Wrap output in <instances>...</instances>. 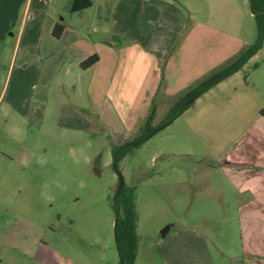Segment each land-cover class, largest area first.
Instances as JSON below:
<instances>
[{
	"label": "rangeland",
	"instance_id": "rangeland-1",
	"mask_svg": "<svg viewBox=\"0 0 264 264\" xmlns=\"http://www.w3.org/2000/svg\"><path fill=\"white\" fill-rule=\"evenodd\" d=\"M73 1L33 0L6 35L0 7V264H119L112 201L121 177L134 189L139 264L169 227L168 239L201 241L195 255L207 245L222 250L227 260L216 264H264V209L229 173L208 166L241 141L264 145L253 127L264 100L202 97L177 123L136 146L154 105L157 126L175 99L147 93L148 72L130 82L127 55L114 72L106 60L101 80L100 69L83 73L81 55L69 51L116 42L114 31L123 30L116 13L133 31L157 32L168 30L174 10L187 30L193 9L207 17V1L141 0L132 10L131 0L120 7L118 0H95L93 8L72 12ZM53 21L65 26L62 40L52 37ZM127 140L132 147L118 172L113 147ZM253 257L259 262H249Z\"/></svg>",
	"mask_w": 264,
	"mask_h": 264
},
{
	"label": "crops",
	"instance_id": "crops-1",
	"mask_svg": "<svg viewBox=\"0 0 264 264\" xmlns=\"http://www.w3.org/2000/svg\"><path fill=\"white\" fill-rule=\"evenodd\" d=\"M92 1L93 5L88 9L96 5V1ZM122 1L118 0L116 7H120ZM138 1L141 2V0H131V5L126 4L129 9L133 10L137 5L132 2L137 3ZM205 1L208 5L207 17H202L199 14V9H193L191 15L193 23L187 30H184V26L182 27L181 13L174 10H172L174 16L170 21H167L168 23L166 22L170 25L168 30L157 32L133 31L131 27L124 26L126 21L124 16L118 18L116 17L118 13H116L114 19L116 18V22L119 19L123 28L122 30L118 27L114 31L119 36L115 37L116 42L105 43L101 41L103 47L98 49L93 46H87L84 50L70 47L69 51L75 50L81 55L79 62L83 73L95 72L100 69L101 80L104 79V63L106 60L108 68L114 72V70L118 71V68H120L122 57L127 55L129 58V62L126 60L127 66L132 71L130 82L135 84L138 82L136 81L138 74L141 78L148 72L150 86L147 93L152 90L161 95L166 93L165 98L176 100L197 86L208 75L231 63L255 42L256 30L252 22L255 18L251 12L250 0ZM32 2L33 0H0V7L3 9L4 25L2 33L4 35L8 34L13 28L14 22L20 16L22 9L25 7L27 12L28 7L31 8ZM146 5L142 6V15L149 18L152 14H150L151 10H145ZM150 22L153 21L150 20ZM120 23H116L117 26ZM49 26V30L53 35L56 22L53 21ZM94 30L96 33H100L96 29ZM66 35L67 31L65 30L60 38L52 37L59 41ZM20 37L19 34L18 40ZM120 39H123V42H120ZM95 54L99 56V62L88 69H84L82 67L83 62ZM251 66L254 68L252 69ZM140 83L143 82L140 81ZM161 86L164 87V90L161 89ZM263 88L264 46L240 71L220 82L194 101L202 97H208L217 102L220 96L226 101L233 93L242 101L248 102L250 98H254L263 102ZM261 111L262 109L255 114L254 117H257L253 127L256 134L262 133L264 135V115L260 116ZM185 112L171 125L177 123ZM154 126L156 125L154 124ZM138 128H140V125L136 123L134 130ZM187 129L190 131V135L196 134L191 125L187 124ZM248 129L250 127H247L241 134L244 136L248 134ZM129 141L127 140V142ZM225 153V157L221 162L208 166L211 169L224 170L229 173L231 178L243 186L242 191L250 194V197L256 200L257 206L260 205L264 209L263 143L255 144L241 141ZM249 206H251V203L247 202L244 203L243 208L248 209ZM166 230V236H162L161 239L153 241L148 246L145 264H216L218 258L221 262L227 260V255L222 250L219 249L216 253L209 249L208 245L205 250L200 252V255H197L198 253L195 255V244L201 243L200 240L168 239L172 234V228L169 227ZM174 234L176 236V232ZM215 247L217 246L215 245ZM249 252L256 256L261 254L257 248H253ZM140 258L141 247H139L135 264H139ZM249 262L258 263L259 260L253 257L251 260L249 259Z\"/></svg>",
	"mask_w": 264,
	"mask_h": 264
},
{
	"label": "trees",
	"instance_id": "trees-1",
	"mask_svg": "<svg viewBox=\"0 0 264 264\" xmlns=\"http://www.w3.org/2000/svg\"><path fill=\"white\" fill-rule=\"evenodd\" d=\"M92 0H74L72 12H79L92 7ZM251 12L254 15L258 36L254 44L243 51L235 60L223 67L222 69L211 73L197 86L189 90L184 96L177 98L170 107V114L167 121L158 126H154L156 118L157 106L154 105L151 113L146 118L142 128L141 137L137 138L134 143L140 146L149 140L157 129H163L171 125L179 118L191 105L188 101L197 99L210 89L217 86L234 73L240 71L248 61L256 55L264 46V0H250ZM65 31L63 24H56L53 30V36L60 38ZM99 62L97 54L85 60L82 64L84 69H88ZM264 115V111L262 112ZM132 147V142H126L119 146L113 147V167L119 172V164L124 157L128 155ZM112 209L116 215L115 234L116 243L120 255L119 264H135L138 252L140 238L137 233L138 214L135 209L134 189L124 185L123 188L117 190V194L112 201Z\"/></svg>",
	"mask_w": 264,
	"mask_h": 264
},
{
	"label": "water",
	"instance_id": "water-1",
	"mask_svg": "<svg viewBox=\"0 0 264 264\" xmlns=\"http://www.w3.org/2000/svg\"><path fill=\"white\" fill-rule=\"evenodd\" d=\"M193 101H194V99L190 100L189 103H191V102H193ZM159 130H160V129L155 130L154 133L158 132ZM123 187H124V179L121 177L120 188H123ZM166 229H168V228H166ZM166 229L163 230V232H162V236H166V231H167Z\"/></svg>",
	"mask_w": 264,
	"mask_h": 264
}]
</instances>
